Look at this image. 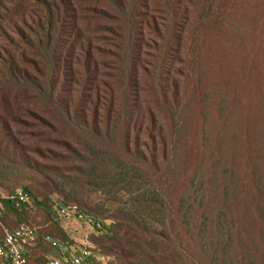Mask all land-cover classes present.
I'll return each mask as SVG.
<instances>
[{
	"label": "trees",
	"instance_id": "1",
	"mask_svg": "<svg viewBox=\"0 0 264 264\" xmlns=\"http://www.w3.org/2000/svg\"><path fill=\"white\" fill-rule=\"evenodd\" d=\"M70 161L143 188L164 227L140 229L149 260L264 264V0H0V164ZM24 190L0 196V241L34 202L56 234L26 258L45 264L46 237L73 245L59 192Z\"/></svg>",
	"mask_w": 264,
	"mask_h": 264
},
{
	"label": "rangeland",
	"instance_id": "2",
	"mask_svg": "<svg viewBox=\"0 0 264 264\" xmlns=\"http://www.w3.org/2000/svg\"><path fill=\"white\" fill-rule=\"evenodd\" d=\"M56 166L58 169L54 174L42 176L0 164V196L8 198L18 189L29 188L38 197V202H42L45 195L58 190V194H51L54 210L60 203L74 204L97 218L111 221L110 229L102 233L90 232L85 224L72 219L60 224L73 242L72 246L68 245L72 248L69 253L76 254L84 239H88L93 264H167L165 258L155 262L149 260L139 247L145 240L141 228L159 231L164 227L152 207L137 199L138 190L143 188L135 185L128 191L118 182L120 176L127 174V169L101 166L91 171L73 161ZM31 208V225L41 234L55 235L56 230L46 220L45 213L34 202ZM131 216L141 224L139 229L129 221Z\"/></svg>",
	"mask_w": 264,
	"mask_h": 264
},
{
	"label": "built area",
	"instance_id": "3",
	"mask_svg": "<svg viewBox=\"0 0 264 264\" xmlns=\"http://www.w3.org/2000/svg\"><path fill=\"white\" fill-rule=\"evenodd\" d=\"M15 202L17 206L28 203L29 195L23 189H18L8 198ZM57 218L63 220H75L78 223L85 224L90 232H106L110 229L112 222L95 217L94 215L83 211L79 206L74 204L60 203L56 209ZM0 209V225H1ZM38 229L34 226L20 225L15 229H4L3 239L0 241V264H28L26 250L33 246L37 241ZM45 240L51 243L53 248L65 251L68 255L60 258H51L45 264H87L93 256L88 239H84L77 253L71 254V247L67 244H61L58 241L46 237Z\"/></svg>",
	"mask_w": 264,
	"mask_h": 264
},
{
	"label": "crops",
	"instance_id": "4",
	"mask_svg": "<svg viewBox=\"0 0 264 264\" xmlns=\"http://www.w3.org/2000/svg\"><path fill=\"white\" fill-rule=\"evenodd\" d=\"M41 237H42V239H44L43 236H42L41 234L38 233L37 239H39V238H41ZM53 240H54V239H53ZM55 241H58V240H55ZM58 242L61 243L60 241H58ZM36 244H37V241H36V243H35L33 246H36ZM61 244H62V243H61ZM36 247H37V246H36ZM29 252H30V254H29ZM29 252H28V255L30 256V258H33L32 253H36V254L39 255V253H41V249H33V250H30ZM67 252H68V251H67ZM67 252H65V251H61V250L56 249V248H53V249H51V250L48 252V254L46 255V259L48 260V259H51V258H60L61 256L68 255ZM31 256H32V257H31Z\"/></svg>",
	"mask_w": 264,
	"mask_h": 264
}]
</instances>
